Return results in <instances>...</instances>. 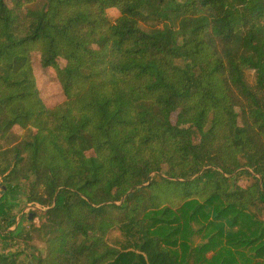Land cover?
I'll use <instances>...</instances> for the list:
<instances>
[{
  "label": "trees",
  "instance_id": "obj_1",
  "mask_svg": "<svg viewBox=\"0 0 264 264\" xmlns=\"http://www.w3.org/2000/svg\"><path fill=\"white\" fill-rule=\"evenodd\" d=\"M0 177V264H264V0H0Z\"/></svg>",
  "mask_w": 264,
  "mask_h": 264
},
{
  "label": "rangeland",
  "instance_id": "obj_2",
  "mask_svg": "<svg viewBox=\"0 0 264 264\" xmlns=\"http://www.w3.org/2000/svg\"><path fill=\"white\" fill-rule=\"evenodd\" d=\"M106 14L111 21H114L119 16V11L116 8H110L106 10ZM60 64L63 66L64 61H60ZM182 64V63H180ZM31 67L36 83V87L39 92V98L42 101L44 107L48 110H52L55 107L61 105L62 103L67 101V97L64 95L60 82L57 78L56 71L53 67L51 68H43L40 64V55L38 52H34L31 55ZM247 80L249 83L254 81V74L252 71L246 72ZM33 132V129L30 128ZM12 134L15 135V138L12 140L10 139V143L6 144L5 142H1V146L3 151H7L10 147H13L15 143L21 141L24 135V130L20 127H14L12 129ZM6 159L11 158V154L8 153L5 157ZM16 159L14 158V161ZM165 171V167H163V173ZM160 176H163L162 174ZM3 178L0 177V183L2 182ZM32 180V179H31ZM239 185L242 186H249L252 184V180L242 176L238 179ZM27 182H22L21 190L16 192V197L12 202L14 205L13 215L15 216L16 224H19V228L21 229V233L32 231L35 228H39L42 223L44 222L43 218L41 217V213L46 211L47 208L41 206L37 203H29L26 199L27 195ZM132 191V190H131ZM1 190H0V197H1ZM174 193L172 192H165L162 195L161 205L175 207L169 201H175ZM179 198L176 199V201ZM29 215H32L31 220L28 219ZM14 228H11L13 230ZM123 237L121 236L120 232L115 229L110 232L108 235V241L110 244L119 245L122 241ZM201 240L198 237L194 238V243L199 244ZM32 245L37 248L45 249L44 243L40 240V235L38 233H32ZM24 247V244H21Z\"/></svg>",
  "mask_w": 264,
  "mask_h": 264
},
{
  "label": "water",
  "instance_id": "obj_3",
  "mask_svg": "<svg viewBox=\"0 0 264 264\" xmlns=\"http://www.w3.org/2000/svg\"><path fill=\"white\" fill-rule=\"evenodd\" d=\"M0 190H1V194H3L6 190V187L2 183H0ZM31 217L32 215H29L28 219L31 220Z\"/></svg>",
  "mask_w": 264,
  "mask_h": 264
}]
</instances>
